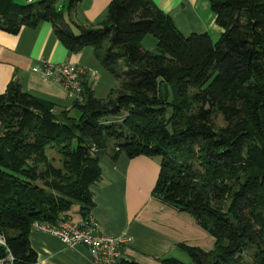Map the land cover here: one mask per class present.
Segmentation results:
<instances>
[{
    "label": "trees",
    "instance_id": "trees-1",
    "mask_svg": "<svg viewBox=\"0 0 264 264\" xmlns=\"http://www.w3.org/2000/svg\"><path fill=\"white\" fill-rule=\"evenodd\" d=\"M208 1L215 40L183 35L151 0H110L96 26L74 22L76 31L57 0H0L1 30L49 21L68 51L90 46L117 79L104 98L82 82L81 99L59 111L14 81L0 93V264H35L33 221L54 224L74 203L90 214L107 147L110 160L156 157L151 194L212 238L208 249L176 243L190 261L161 264H264V0ZM146 33L152 50L140 45Z\"/></svg>",
    "mask_w": 264,
    "mask_h": 264
},
{
    "label": "crops",
    "instance_id": "crops-1",
    "mask_svg": "<svg viewBox=\"0 0 264 264\" xmlns=\"http://www.w3.org/2000/svg\"><path fill=\"white\" fill-rule=\"evenodd\" d=\"M109 1L77 0L67 11L64 9L66 0H57L56 5L63 7L64 20L76 31L74 22L96 26L104 18ZM151 1L170 16L183 35L205 31L211 40H215L222 30L214 22L208 0ZM40 58L52 62L74 61L95 69L96 59L91 47L68 51L54 35L49 21L40 20L34 27L21 25L15 33L0 29V93L9 81H14L21 90L52 101L53 111L68 108L72 97L67 95L65 88L30 69L39 64ZM83 82L93 92L95 80L84 79ZM98 167L100 176L90 185L93 206L89 213L97 221L100 231L128 237L118 248L120 257L139 264H161L160 258L175 255L188 262L189 256L186 258L176 243L209 248L211 236L192 215L151 194L158 172L156 157L143 154L128 157L120 151L113 160L108 154L98 158ZM77 208L72 205L66 212L67 219L73 224L82 219ZM28 241L36 253L35 264H92L84 245L65 244L46 231L30 227Z\"/></svg>",
    "mask_w": 264,
    "mask_h": 264
},
{
    "label": "built area",
    "instance_id": "built-area-1",
    "mask_svg": "<svg viewBox=\"0 0 264 264\" xmlns=\"http://www.w3.org/2000/svg\"><path fill=\"white\" fill-rule=\"evenodd\" d=\"M29 1L31 0H27ZM30 69L44 78L61 84L67 95L77 100L81 99L84 79L92 81L97 78L95 69L74 61L52 62L40 58L39 64L32 65ZM30 227L46 231L65 244L84 245L92 264H113L119 257V246L128 240L123 234L100 231L97 221L90 214L75 224L62 217L54 224L33 221ZM0 243H3L2 235Z\"/></svg>",
    "mask_w": 264,
    "mask_h": 264
},
{
    "label": "rangeland",
    "instance_id": "rangeland-1",
    "mask_svg": "<svg viewBox=\"0 0 264 264\" xmlns=\"http://www.w3.org/2000/svg\"><path fill=\"white\" fill-rule=\"evenodd\" d=\"M18 1L24 2V0H18ZM33 1H35V0H33ZM140 45L145 49L152 50L154 48V45H155V38L151 34L146 33L142 37V39L140 40ZM99 52L102 53L103 48H100ZM96 61H95L94 67H95V71L97 72L99 78L95 79V82H93V84H92L93 93H94V96H96L98 98H104V97H106V94H107L109 88L114 87L116 85L117 79L113 75H111L107 70H105V68L102 67V65L99 63V61L97 59H96ZM104 119H105V121H110L111 119H119V116H106V117H104ZM215 122L217 124L223 123L219 116H216ZM108 143H109V145H111L112 140H110ZM109 151H110L109 147L105 148L103 151H101L99 153V158L106 156L109 153ZM72 205H77V204L74 203ZM71 207L69 208L70 210H71ZM211 245H212V243L210 244L209 248L211 247ZM201 246H203V244ZM185 256H186V258L188 257V255L186 253H185ZM174 257H176V256L174 255ZM176 258H178V257H176ZM188 259H189V257H188ZM188 261H190V260H188Z\"/></svg>",
    "mask_w": 264,
    "mask_h": 264
}]
</instances>
